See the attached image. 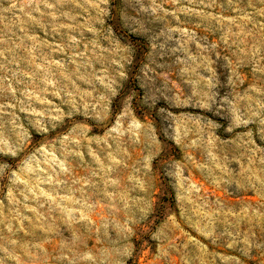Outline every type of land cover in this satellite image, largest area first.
<instances>
[{"label":"clouds","instance_id":"9594fccd","mask_svg":"<svg viewBox=\"0 0 264 264\" xmlns=\"http://www.w3.org/2000/svg\"><path fill=\"white\" fill-rule=\"evenodd\" d=\"M145 250L264 264V0H0V264Z\"/></svg>","mask_w":264,"mask_h":264},{"label":"rangeland","instance_id":"374dc122","mask_svg":"<svg viewBox=\"0 0 264 264\" xmlns=\"http://www.w3.org/2000/svg\"><path fill=\"white\" fill-rule=\"evenodd\" d=\"M162 55H163L162 50L157 49L155 53H150V54L146 57V59H148V60L151 61V60H153V57H154V56H155L156 59H159ZM154 195H155V197H159V196H160V190H159V188L157 189V191H156V193H155ZM187 235H188V234H187L186 230H184L183 227H182L180 230L177 231V233H176V239H177L178 241L186 240ZM193 235H195V234H193ZM196 239H197V240H200L201 243H204V241L201 240L200 237L197 236ZM213 250H215V249H213ZM222 251H223V250H222ZM229 254H230L229 252H226V253H225V255H229ZM149 256H150V252H149L148 250H145V251L142 253L141 257H140V260H139L138 264H146V259H147ZM148 264H151V262L149 261ZM220 264H227V262H226V261H220Z\"/></svg>","mask_w":264,"mask_h":264}]
</instances>
